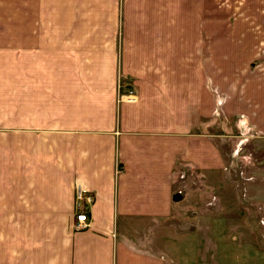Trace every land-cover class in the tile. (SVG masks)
I'll return each instance as SVG.
<instances>
[{"label": "crops", "instance_id": "1", "mask_svg": "<svg viewBox=\"0 0 264 264\" xmlns=\"http://www.w3.org/2000/svg\"><path fill=\"white\" fill-rule=\"evenodd\" d=\"M183 1L179 32L168 0H0V264H169L152 223L174 219L183 182L237 195L224 151L264 140V68L234 70L235 31L193 23L213 0Z\"/></svg>", "mask_w": 264, "mask_h": 264}, {"label": "rangeland", "instance_id": "2", "mask_svg": "<svg viewBox=\"0 0 264 264\" xmlns=\"http://www.w3.org/2000/svg\"><path fill=\"white\" fill-rule=\"evenodd\" d=\"M209 3H213L207 5L211 7L210 18L193 23L209 33L235 31L237 46L242 41L244 62L238 63L241 66L232 65L234 70L244 64H248L249 69L264 68V0H213ZM166 6L167 28L179 32L184 27L191 28L186 18L182 19L183 0H168ZM223 37L224 41H231V36ZM212 43L217 45L216 39ZM217 93L220 94L218 90ZM232 141V147L227 142L228 148L224 151L227 170L223 172L231 174L235 187L239 185L235 189L237 195L222 192L215 200L209 189L210 180L184 181L186 200L181 209L171 215L174 219L152 223L153 240L162 248L163 243L168 244L173 254L169 255V264H264V140L254 135L241 139L232 137Z\"/></svg>", "mask_w": 264, "mask_h": 264}, {"label": "built area", "instance_id": "3", "mask_svg": "<svg viewBox=\"0 0 264 264\" xmlns=\"http://www.w3.org/2000/svg\"><path fill=\"white\" fill-rule=\"evenodd\" d=\"M138 100L137 91L133 87L118 84V101L135 103ZM93 201L92 194L80 186L75 188V224L76 229L85 228L89 222L87 206Z\"/></svg>", "mask_w": 264, "mask_h": 264}]
</instances>
